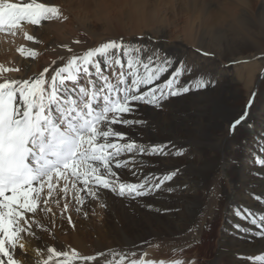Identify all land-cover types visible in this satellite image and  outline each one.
I'll return each mask as SVG.
<instances>
[{
  "label": "bare ground",
  "instance_id": "1",
  "mask_svg": "<svg viewBox=\"0 0 264 264\" xmlns=\"http://www.w3.org/2000/svg\"><path fill=\"white\" fill-rule=\"evenodd\" d=\"M37 2L62 3L72 13V0ZM78 6L101 22L100 34L81 18L77 27L45 22L39 27L27 22L17 28L2 27L0 32L8 36L3 37L7 43H0V82L29 78L45 67L51 68L53 60L69 55L63 45L81 53L110 39L135 40L146 35L152 37L151 43L158 42L169 53L202 69L212 85L175 98L170 109L156 118V127L143 134L145 140L154 142L171 140L177 148L191 145L185 157L163 163L153 160L149 165L157 174L173 164L186 168L176 184L187 182L190 190L145 198L157 208L180 211L157 213L135 204L128 206L122 198L108 194L105 207L100 206V201L88 199L79 213L70 204L62 217V201L61 206L52 205L54 224L44 220L51 234L37 230L42 241L58 250L76 249L80 257L106 253L87 264H105L107 260L113 264H131L132 260H143L144 264H175L176 260L183 264H251L248 257L264 255V240L232 228L233 222L243 223L232 215L233 206L264 211L248 195L251 190L264 196V180L250 175L248 158L253 136L264 131V0H95L92 8L87 7L88 0H79ZM179 23L181 27L176 25ZM169 27L177 28L182 37L169 40ZM49 30H54V40L45 45L40 55L37 49L43 43V33ZM27 35L34 36L37 42L27 40ZM76 40L86 43L76 44ZM197 48L202 51L197 52ZM29 50L36 51L35 59H26ZM204 51L212 55L204 56ZM247 60L259 65L235 74L237 63ZM18 68L21 71H15ZM243 90L250 91L251 97L241 104ZM245 110L247 123L254 128L250 130L242 123L233 136H227L230 122ZM197 151L201 152L200 160L195 164ZM230 159L238 163L230 164ZM218 161L226 165L219 172L215 170ZM68 215L74 227L68 224ZM220 223L222 229L218 232ZM40 243L33 240L26 245L29 257H34V249ZM172 250H179L184 256L170 255ZM238 254L245 259H238ZM77 264L84 262L77 258Z\"/></svg>",
  "mask_w": 264,
  "mask_h": 264
},
{
  "label": "snow or ice",
  "instance_id": "2",
  "mask_svg": "<svg viewBox=\"0 0 264 264\" xmlns=\"http://www.w3.org/2000/svg\"><path fill=\"white\" fill-rule=\"evenodd\" d=\"M66 19L53 4L0 0V28H17L21 22L39 27ZM26 38L37 42L32 35ZM151 42L146 35L135 40L119 37L81 53L63 45L69 55L53 60L51 68L29 78L0 82V264H77V258L87 264L106 255L80 257L76 249L58 250L42 241L39 233H50L44 220L54 224L52 205L61 206L62 201V217L70 204L79 213L88 199L105 207L108 194L122 198L128 206L157 213L180 211L157 208L145 198L190 190L187 182L176 184L186 168L173 164L157 174L149 165L153 160L163 163L185 157L191 145L177 148L171 140L154 142L143 134L156 127V118L170 109L175 98L198 93L212 81L202 69ZM36 55L29 50L25 57L35 59ZM247 117L245 110L230 122L227 136H233L242 123L253 129ZM248 158L250 175L264 180L260 171L264 169V131L253 136ZM225 167L224 161H218L215 170ZM248 195L264 207V196L251 190ZM232 215L243 222L232 223L235 232L264 240V211L235 205ZM66 219L75 226L70 215ZM33 240L41 243L34 257H29L26 245ZM237 258L245 259L239 254ZM247 261L264 264V255Z\"/></svg>",
  "mask_w": 264,
  "mask_h": 264
},
{
  "label": "rangeland",
  "instance_id": "3",
  "mask_svg": "<svg viewBox=\"0 0 264 264\" xmlns=\"http://www.w3.org/2000/svg\"><path fill=\"white\" fill-rule=\"evenodd\" d=\"M78 1L79 0H72V4H71V7H69V9L71 10V12L72 13H70V11L69 10H67V8H65L64 6H63V4L62 3H58L59 5H56V6H58L60 9H61V11H62V13H63V16H66L67 17V19L66 20H53V21H48V22H45V25L46 24H60V25H63V26H68V24L70 25H74V26H79L80 24H81V20H83V21H87L86 22V24H88L90 27H91V29L94 31V32H97L98 33V31H99V29H100V27H101V25H100V23L101 22H97V21H95V19L92 17V15H91V13L90 12H87L86 10H84V12H83V10L81 9L82 7H80V6H78ZM94 1L95 0H88V3L90 4V6H87V7H90V8H92L93 6H92V4L94 3ZM96 1H100V0H96ZM102 1V0H101ZM83 4H85L84 3V1H83ZM80 10V11H79ZM91 15V16H90ZM78 16V17H77ZM80 18H81V20H80ZM87 18V19H86ZM76 19V20H75ZM186 20V19H185ZM176 25H178V27H181L182 26V23H179V24H176ZM36 27V26H35ZM177 28L176 29H174V28H172V27H169V29H168V33L166 34L167 35V37L169 36V40H172L173 41V38L174 37H176V36H180V37H182L181 35L182 34H180V33H178V31L179 30H177ZM1 33V35H0V43H4V42H6L7 43V40L5 39V38H3V37H7L8 35H6V34H4V33H2V32H0ZM55 32H54V30H49V31H47L46 33H43V35H44V37H43V43L41 44V46L37 49V51H38V53L40 54V55H42V53H44V51H45V45H47V43L49 42V41H53L54 40V37H53V34H54ZM98 34H100V33H98ZM47 37V38H46ZM83 37H85V36H83ZM84 43H86V41H82V43L81 44H84ZM42 47L44 48V49H42ZM258 63L255 61V60H247V61H243V62H239V63H237V65L233 68V71L235 72V74H237L239 71L240 72H244L245 70V68L246 67H254V65L256 66ZM259 65V64H258ZM242 95H243V98L241 99V101H240V103L241 104H244V103H246L247 102V100L251 97V94H250V91H248V90H243V93H242ZM192 100V99H191ZM200 150L202 149L203 150V148L202 147H200L199 148ZM201 150V151H202ZM200 153L201 152H199V151H197V153H196V156H197V159H195V161H194V163L196 164L197 163V161H199L200 160ZM214 165H215V163H214ZM222 229V223H220L219 224V226H218V228H217V231L218 232H220V230ZM66 234H61L60 236H65ZM61 238H64V237H61ZM170 255L172 254V255H177V256H184V254L183 253H179V250H172V251H169L168 252ZM206 264V263H205Z\"/></svg>",
  "mask_w": 264,
  "mask_h": 264
}]
</instances>
